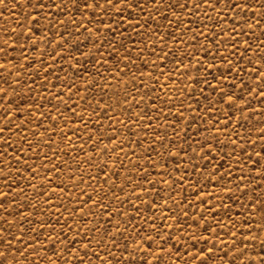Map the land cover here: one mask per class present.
Masks as SVG:
<instances>
[{
  "label": "rangeland",
  "instance_id": "1",
  "mask_svg": "<svg viewBox=\"0 0 264 264\" xmlns=\"http://www.w3.org/2000/svg\"><path fill=\"white\" fill-rule=\"evenodd\" d=\"M141 6L144 8V12L139 14V20L135 19L139 13V9L135 7L132 9L131 16L129 12L123 8L120 9L122 15L116 16L112 15L111 17L108 14L98 13L95 17H92L91 13L81 16L79 13H74L69 6V10L59 19L67 25V32L65 28L59 24L49 25L47 19L42 20L43 25H49L50 30L56 33L55 39L47 31L43 29L40 32H37L35 27H33L32 40L38 42V51L27 50L24 55L27 56V59H23L20 56L18 48L13 45L14 36H7L3 31H0V41L8 40L9 48L7 55V63L5 64V57L0 53V65H4L5 70L0 72V76H7L8 72L12 73L13 79H18L19 84L13 83L9 88L8 95L13 96V92L19 93L21 98L26 97L29 102L35 98V104L31 105L30 103L22 104L23 113L18 114V111L15 108V105H11L13 111L10 114V119H14L16 125L20 126L21 131L17 133L15 129L12 130L11 141L13 147L22 143L19 139L20 136L25 134H30L32 132L42 131L43 128L50 125V121L44 120L41 124V128L37 129L36 125L41 123L39 112L36 111V107H39L40 112L50 114L52 120L56 122V127L60 131L67 132V128L64 124V121L58 116V112L67 118L69 125L72 127L83 128V125L80 124L78 120L71 117V111L74 110L77 116H83L85 121H88V118L91 117L89 122L88 133L92 134V140L96 141L99 133L96 132L94 125L98 123L102 125L101 131L106 134H111L108 131L109 124H113L117 135L122 137H128L129 133L125 129L124 125L128 124V127L131 128L133 124L138 125L134 130L136 136H131L130 139L135 141L138 137H141V143L145 146V149L149 146V141L154 133H158L156 143L153 145L156 151L160 153L159 156H154L151 153L142 150L137 147L135 143L131 144L132 148L136 149L135 153L130 151L128 146H123L121 149H118L117 152H112V158L108 159L107 156L102 154V149L107 147L109 150L118 143V141L113 140L111 143L108 139H102L96 151L93 152V144L91 141L85 142L83 144L84 153L77 155L76 152L69 151V156L74 157L75 159L81 160V169L84 174L85 183L81 185L83 190L82 194L80 191H77L73 188L72 183H67L68 181V171L64 168H61L62 173L61 178L64 179L67 183V187L61 195L60 190L55 188L57 183L56 180L53 181L51 187H47V180H45L44 169L40 168L39 165L45 164L43 157L41 159L28 160V163L36 170L37 176L34 180H31L30 173L25 170L20 165H14V159L10 160L5 157V161L8 164L7 168L0 166V172L9 173V180L14 181L15 185L12 189L13 194L19 193L20 189H23V195H17V201L21 204L27 202L36 208H40L43 204L44 199L51 196L52 199L49 201L50 204H54V208L49 209L47 205H44L43 210L45 213H50L51 215H37L33 214V219L47 220L52 225L53 228L59 231L61 225L64 224L65 219L68 220V224L71 225L73 230L77 229V224L81 226L87 225L91 227L92 223H95V219L89 220L88 217H85L84 220L80 218V212L77 210L74 213V218L69 217V213L73 212L74 207H76L79 201H84L88 194H93V200L96 199L97 194H100V187H97L96 180L101 181V185L104 188L105 192L108 191L109 185L103 184V180L106 178L105 173H110L113 170L120 173V179L116 180V177H112L113 189L116 192V195L119 197L118 200L111 199V193H108L109 199L105 203L115 205V207L120 208L121 202L130 200L134 203L135 207L141 209V217L135 219L136 213L133 210V207L129 206L128 202L123 203V207L120 208L121 212L124 213V216L113 215L112 222L115 224L117 221L120 222V231L125 229H131L136 227V225H144V217H151L152 212L155 211L157 217L161 215L160 211L155 209L149 210L147 208V201L152 200L156 197V193L159 192V197H156V202L159 207L163 206L164 200L168 199V204L171 207L176 208L177 215L179 214V208L172 203L174 198L179 202L180 207H185L189 212V215L199 217L200 211L208 209L204 213L205 219L209 222H212L214 217L209 213L219 212V215L215 217L221 224H225L228 220V217L224 216L225 209L220 207V203L223 202L230 206L229 216L231 217L232 223L236 224V228L232 229L236 235L237 248L246 246L248 248L247 256L255 257V252L252 250L253 247L258 251L260 241H264V230L253 229L251 236L256 237L254 244L249 243V233L248 228L252 224H256L258 227L264 223V217L260 214L261 202H264V175L259 172V165L257 169L253 170L251 165L255 162L256 157L253 156L252 160L248 162L247 165H241L237 168V174H239L241 168L245 173V185H241V188L244 189L243 192H237L233 190V195L235 199V204L228 199L227 196L221 195L224 191L216 184L215 180L208 183L200 195L203 196L206 200V203L201 204L199 199L192 195L193 191H199V186L193 183L192 177V166L196 165V171L199 172L207 164V158L205 160H193L192 163H189V150L188 154L179 157L181 163H177V160L171 159L173 155L183 147L187 149L189 144L192 145V148L196 150V155L199 156L202 154L201 150L197 147V144L202 141L203 138L211 137L217 135L216 130L208 127V125L215 122L218 118L220 123L216 125V129H219L218 139L221 144H223L229 138L235 139L234 136H231V127L228 129L221 128V125L224 123V117L222 115H212L204 113V108L208 107V100L204 96H209V89L203 87V85H194L185 80L182 73L185 71V67L189 64V59L186 54L189 52H194V49L187 43L190 39V33L185 35L184 28L187 27L193 20L196 19L195 16H189L187 11L181 12L179 9L175 8L174 5L177 0H163L162 3L158 5L160 11L157 14L154 11L153 7L149 6L145 0H138ZM180 3H184L185 0H179ZM171 4L172 7H165V4ZM119 8V6H117ZM188 8L191 9V2L188 0ZM31 11L27 8L24 3V0H4L3 4H0V29L6 30H15L17 33L25 31L27 35L26 27L28 22L25 21V15ZM53 13L56 12V9H52ZM35 15V13H33ZM210 15L215 16L216 13H210ZM223 15V13H221ZM233 13H229V18L227 20L228 24H231V16ZM52 19H55L53 16ZM89 19H92V23H89ZM101 20L103 23H101ZM69 21H74V23H69ZM121 21H128L121 23ZM179 21V25L177 24ZM17 22L21 23V27H17ZM129 22L133 25H136L135 28L129 26ZM111 24L112 31H109L108 25ZM193 28L195 24L192 25ZM85 28L88 31H85ZM96 28L100 29V33L96 34ZM219 31V29H217ZM59 33H64V40H67L68 43L63 44L61 47L58 41H61V36ZM44 36L45 39L39 40L38 38ZM99 35V39H97ZM228 33L225 32L222 39L227 40ZM24 37H21L23 40ZM237 39L241 41V51L243 50V41L248 40L249 43H259L261 40H264V37L260 36V30L256 29L254 32H251L249 35L238 36ZM93 41H96V46H93ZM103 44V47L100 48L99 52L97 48ZM123 44V47H121ZM205 41H197V45H204ZM79 45L84 53L87 55L82 56L79 52H76V46ZM210 46V45H209ZM195 56L199 58L202 56V53L196 51ZM65 56V60L61 61L60 56ZM100 56H103V64L99 62ZM181 56H185L183 59V66L180 67L179 71H169L172 68L173 60H179ZM205 59H207L205 57ZM79 61V63H77ZM193 65L195 60H192ZM87 68V71H83ZM246 71L250 72V67L245 65ZM74 69L78 70L74 72ZM160 70L164 71V75H160ZM216 71V69H212ZM97 72L99 75H97ZM196 75V73H192ZM244 75V73H241ZM169 76L172 78L169 79ZM211 79V77H208ZM245 80H249V76H245ZM183 82V83H182ZM216 82L213 81V84ZM237 83H239L237 81ZM251 83V81H250ZM71 85V87H69ZM258 78L257 83L252 84V96L245 97V100L248 101L247 110L244 112V115L248 117V121L245 122L241 119V123L245 125V128L250 127L252 129L250 139L256 141L255 151L259 153L260 143L264 142L258 138L259 130L264 127L260 123L261 120H264V100H261L257 96L258 91ZM103 88V92H102ZM184 88L187 92H192L193 89H196L195 95L192 99H187L185 95L180 94L178 89ZM170 90V91H169ZM200 90H203L204 96H200ZM130 93L128 97V103H125V94ZM139 93V95L137 94ZM101 95H103V102L101 107L105 104H111L112 108L107 112V117L101 115L99 110L95 114L93 111L88 108V103L92 102L93 107L95 106V101H99ZM156 96H159L160 99L155 101ZM218 93H211V99L216 100ZM135 100L139 104V107H136L133 104L131 108L130 115H140V121L133 120L129 122L127 116L123 113H128V104L132 103ZM183 102L185 105L184 109H181L185 117L184 120L179 121L177 124L176 131L179 136L177 145L171 149L168 153V156H165L164 149L161 147L160 138L167 133L168 140H176L177 137L172 136V128L168 125L177 123L172 119L169 113L173 115L176 114L177 107H179L180 102ZM146 105H151L152 107H158L160 109V119H156L157 112L149 111ZM175 105V106H173ZM188 105H191L192 108H195L196 113H190L187 111ZM208 112L213 113L215 109L208 107ZM147 113V115H143ZM196 116L197 119L194 122L192 121L193 116ZM202 116L201 120L199 117ZM28 119H32L33 123L28 125V128L25 129L24 125ZM75 120V123L73 121ZM166 120V122H165ZM118 121L119 123H114ZM142 122V123H141ZM4 121L0 119V127L3 126ZM205 128H208L205 132ZM143 129V130H142ZM81 131V136L86 140L87 134ZM224 133H228L225 135ZM5 136L8 135L6 132ZM50 135V132L45 133V139ZM72 137V142L76 144L75 137L72 136V133H68ZM247 135V133H245ZM147 137V139H144ZM29 139H32V136L29 135ZM57 142V146L61 149H65L68 141H61L59 136H54L52 138ZM195 140L197 143H193ZM167 143V141H165ZM6 145L0 144V151L5 150ZM27 148V145H25ZM79 149V145L77 144ZM9 157H15L17 154L13 151V148H6ZM231 151V148L227 149ZM252 148L248 149V154L252 153ZM33 153H49L47 147L42 149L36 148L35 146L32 149V152L27 153L28 156H31ZM86 153V155H85ZM119 153V160L116 159L117 154ZM61 157H63L68 164L72 165L75 168V163L73 159H69V156H64L63 151H61ZM220 160H214V164L219 166L224 158L223 153L220 154ZM239 156V150L236 153ZM264 156V154H261ZM91 156L92 165L89 166L87 163H83L84 160H87ZM215 156V153H213ZM243 159V157H241ZM105 160H107L108 167L105 168L104 173H99V166L103 165ZM123 161V167H121L120 162ZM131 162V163H130ZM149 162L156 163V169L148 168ZM53 163H58V160H54ZM142 164L145 168H148V179L152 180L155 183V188L147 182L140 181V177L143 176V173L138 167H133V164ZM264 163V160H262ZM233 166H235V157L232 161ZM51 167V165H46ZM228 165L225 164V168ZM174 168H180V172L173 171ZM209 170H211L212 165H208ZM223 171V170H222ZM19 173V174H17ZM170 173L171 178L168 174ZM208 173L205 172V175ZM49 177H54L55 173H49ZM88 175L93 177L92 181L88 180ZM183 175L186 178V183L183 185H173L171 183L172 179L179 180V177ZM126 176L132 178V183L125 179ZM31 180V183L35 185V188L26 187V185ZM79 180V175H77V181ZM137 182H143L144 187L148 189L151 195H145L140 189H136V195L142 197L141 201L135 200V195H133V186ZM223 183H227L225 180ZM4 181L2 176H0V189H3ZM41 184L46 186V192L44 197H38L37 192L41 190ZM91 184V187H89ZM189 184H192V187L189 188ZM124 187V193L119 191V188ZM228 187L231 188L232 185L228 184ZM95 188V193L93 189ZM53 190L55 194L53 195ZM215 193L217 199H209ZM127 194V195H125ZM71 196L72 199L68 200L66 197ZM79 197V201L76 200V197ZM184 197H187V203L195 205V207L188 208ZM27 198V201H25ZM63 203L68 211L64 210V207H60V204ZM215 205V207H213ZM92 202L89 201L86 204L85 210L91 208ZM16 205H11L8 208V211L15 209ZM56 209L60 212V217L55 215ZM23 211V209H22ZM94 212H100L99 208L93 210ZM2 214V213H0ZM164 215L168 216L169 219L165 221L167 224L173 223L171 219V213L164 210ZM104 215L101 214L96 219L100 220V228L103 230L105 225ZM13 217L9 216V220H12ZM59 219V224L56 223V220ZM127 219L129 221H134L131 225L125 224L123 221ZM247 221V224L244 223ZM189 223L191 221L189 220ZM38 227L37 225H33ZM215 227V225H213ZM159 227V224H157ZM241 229H243V235L241 234ZM86 231V228H82ZM202 236H207V233L202 232V230L195 229ZM44 231H51L47 227ZM113 233L117 232L116 228H112ZM219 233L220 240H223L229 244V248L225 251L229 252V255L225 257V260H231L235 254L231 251V235L227 233V229L224 232H220V229H216ZM168 232H174V229H168L167 232H162L161 234L166 236ZM43 234V233H42ZM128 233L125 232V235ZM35 235V233H33ZM69 239L76 238L79 240V236H76L75 231H67ZM117 239L121 246H123L124 240L117 235ZM243 239L244 245H240V240ZM191 243V241H189ZM212 243H216L215 240L209 241V246ZM203 242H199L197 247H203ZM76 245H69V248L74 250ZM58 249H61L60 245H57ZM62 250V249H61ZM110 252L114 253L116 256L120 255V252L117 249H109ZM218 251V249H217ZM103 256V252H101ZM219 255L223 256V252H220ZM53 264H60L55 257H51ZM65 259L71 264L72 256L65 255ZM166 261H170V264H183V261H177L173 257H165ZM21 264H28L27 261L21 260ZM47 264V262H45ZM217 264H220L217 261ZM237 264H247V261L244 257H237Z\"/></svg>",
  "mask_w": 264,
  "mask_h": 264
},
{
  "label": "snow or ice",
  "instance_id": "2",
  "mask_svg": "<svg viewBox=\"0 0 264 264\" xmlns=\"http://www.w3.org/2000/svg\"><path fill=\"white\" fill-rule=\"evenodd\" d=\"M149 6L153 7L154 11L159 14L158 5L163 2V0H145ZM191 9L188 8V0H185L184 3H180L179 0L175 3L174 7L179 9L181 12L187 11L189 16H195L196 19L193 20L187 27L184 28V34H191L190 39L187 42L193 49L194 52H189L186 54L189 59V64L185 67V71L182 73L185 80L194 85H203L209 89V96H204L203 90H200V96H204L208 100V107L215 109V112L209 113L208 107L204 108V113L209 116L212 115H222L224 117V123L221 125V128L228 129L231 127V136H234L235 139L229 138L223 144L219 142L218 135L220 130L216 129V125L220 123L217 118L214 123L208 125V127L216 130L217 135L211 137L203 138L200 143L197 144V147L201 150L202 154L197 156L196 150L192 148V145L189 144L186 148H179V150L171 157V159L177 160V163H181L182 160L178 159L185 154H189V163L191 164L193 160L203 161L207 158V164L201 169V171H196V165L192 166V177L193 183L199 186V191H193L192 195L196 196L199 199L201 204L206 203V200L203 196L200 195V192L204 190L208 183L215 180L216 184L219 185L224 191L221 195H225L229 200L235 204V199L233 195V190L237 192H243L244 189L241 188V185H245V173L243 168H241L239 174H237V168L241 165H247L249 161L252 160V157L255 156L256 160L252 163L251 167L253 170L257 169L259 165V172L264 175V142L260 143V151L257 153L255 151L256 141L250 139L252 129L250 127L245 128V125L241 123V119L245 122L248 121V117L244 115V112L247 110L248 101L245 100V97L252 96V84L257 83L258 78V91L257 96L264 100V40H261L259 43H249L248 40L243 41V50L241 51V41L237 39L238 36L249 35L251 32H254L256 29L260 30V36L264 37V0H190ZM4 0H0V4H3ZM25 5L29 11L24 19L28 22L26 27L27 35L25 31L17 33L13 30L0 29L7 36H14L13 45L18 48L21 58L27 59V56L24 53L27 50L38 51V42L32 40L33 27H35L37 32H40L42 29L47 31L49 35L55 39L56 33L50 30L49 25L59 24L65 28L67 32V25L59 19L60 16H63L68 10L69 6L74 13H79L81 16H85L88 13H91L92 17H95L98 13L108 14L110 17L114 14L116 16L122 15L120 11L121 8L129 12L131 16L132 9L135 7L139 9V13L135 18L139 20V14L144 12V8L138 2V0H24ZM119 6V8L117 7ZM173 5L166 3L165 7H172ZM52 9H56V12L53 13ZM35 13V15H33ZM210 13H216L215 16L210 15ZM223 13V15H221ZM229 13H233L231 16V24L227 23L229 18ZM55 19H52V17ZM47 19L49 25H43L42 20ZM128 21H121V23ZM69 23H74V21H69ZM89 23H92V19H89ZM101 23L103 21L101 20ZM179 21L177 24L179 25ZM193 24L195 27L193 28ZM129 26L135 28L136 25H133L129 22ZM17 27H21V23L17 22ZM109 31H112L111 24L108 25ZM219 29V31H217ZM85 31H88L85 28ZM96 34L100 33V29L96 28ZM228 33L227 40L222 39L224 33ZM61 36L60 43L61 47L63 44L68 43L67 40H64V33H59ZM21 37H24L21 40ZM97 35V39H99ZM39 40L45 39L42 35L38 38ZM205 41L204 45H197V41ZM210 45V46H209ZM93 46H96V41H93ZM103 47L101 44L97 51L99 52L100 48ZM123 47V44H121ZM9 43L8 40L0 41V53L5 57V64L7 63ZM76 52H79L82 56L87 55L82 51L79 45L76 46ZM199 51L202 53V56L197 58L195 52ZM205 57L207 59H205ZM185 56H181L179 60H173L172 68L169 71H179L180 67L183 66V59ZM195 60L193 65L192 60ZM60 60L64 61L65 56L61 55ZM104 58L100 56L99 62L103 64ZM79 63V61H77ZM245 65L250 67V72L246 71ZM212 69H216L213 71ZM4 65H0V72L4 71ZM78 70L74 69V72ZM83 71H87L85 68ZM196 73L193 75L192 73ZM244 73V75H241ZM97 75L99 73L97 72ZM160 75H164V71L160 70ZM245 76H249V80H245ZM211 77V79H208ZM172 77L169 76V79ZM213 81L216 83L213 84ZM237 81L239 83H237ZM251 81V83H250ZM19 84L18 79L12 78V73L9 71L7 76H0V119L4 121L3 126L0 127V144L6 145V148H13V151L17 154L14 158L9 157V154L5 150L0 151V166L7 168L8 164L5 161V157L12 160L14 159V165H20L25 170L30 173L31 180H34L37 176L36 170L28 163V160L43 159L45 164L39 165L40 168L44 169L45 180H47V187H51L53 181L56 180L55 185L56 189L60 190L61 195L67 187V183H72L73 188L77 191H80L81 194L83 190L81 185L85 183L84 174L81 169V160L75 159L74 157L69 156V151L76 152L77 155L84 153L83 144L85 142L91 141L93 144V152L96 151V148L99 142L102 139H108L111 143L113 140L118 141L111 150L107 147L102 149V154L107 156L108 159L112 158V152H117L118 149H121L123 146H128L132 153L136 152L135 148L131 147L132 143H135L137 147L141 148L144 151L151 153L154 156H159L160 153L155 150L153 145L156 143L158 133H154L149 141V146L145 149V146L141 143V137H138L135 141L130 139L131 136H136L135 128L138 126L133 124L131 128L128 127V124H125L124 127L127 129L129 136L122 137L117 135L113 124H109L108 131L109 134L103 133L101 131L102 125L99 123L94 125L96 132L99 133L97 140H92V134L88 133L89 122L91 117L88 118V121H85L83 116H77L74 110L71 111V117L78 120L80 124L83 125V128L72 127L69 125L67 118L63 117L59 112L57 113L60 116V119L64 121V124L67 128V132L60 131L56 127V122L52 120L50 114L40 112L39 107H36V111L39 112L41 123L36 125L37 129L41 128V124L44 120L50 121L48 127L43 128L42 131L32 132L30 134H25L19 137L22 141L19 145L13 147L11 141L12 130L15 129L17 133L21 131L20 126L16 125L14 119H10V114L13 109L11 105H15L18 114L23 113L22 104L30 103L31 105L35 104V98L31 102L28 101L26 97L21 98L19 93L13 92V96H9V88L11 85ZM183 83V82H182ZM71 87V85L69 86ZM170 91V90H169ZM180 94L185 95L187 99H192L195 95L196 89H193L192 92H187L184 88L178 89ZM103 92V88H102ZM211 93H218L216 100L211 99ZM139 95V93H137ZM130 93L125 94V103H128V97ZM103 95H101L99 101H95V106L93 103H88V108L93 111V114L99 110L100 114L107 117V112L112 108L111 104H105L101 107L103 102ZM160 97L156 96L153 104L156 100H159ZM135 104L136 107H139V104L132 101L128 104V113H123L127 116L129 122L133 120L140 121V115H130L131 108ZM175 106V105H173ZM264 108V104L261 105ZM149 111H156V119H160L161 113L158 107H152L151 105H146ZM185 105L181 101L179 107H177L176 114L173 115L169 113L174 121L177 123L169 124L168 126L172 128V136L177 137L176 140H168L167 133L160 138L161 147L164 149L165 156H168V153L173 147L177 145V141L180 139L176 131L177 124L179 121L185 119L181 109H184ZM187 111L190 113H196V109L192 108L191 105H188ZM147 115V113H143ZM201 120L202 116L199 117ZM197 117L194 115L191 122H194ZM75 120L73 123H75ZM166 122V120H165ZM33 123L32 119H28L25 122L24 128L27 129L28 125ZM114 123H119L118 121ZM142 123V122H141ZM260 123L264 125V120H261ZM143 130V129H142ZM208 128H205L207 132ZM81 131L88 133L86 140L81 136ZM8 133L5 136V133ZM50 132V135L45 139V133ZM72 133V136L75 137L76 144L72 142V137L68 135ZM247 133V135H245ZM228 135V133H224ZM29 135L32 136V139H29ZM54 136H59L61 141H68L65 149H61L57 146V142L52 138ZM258 138L264 141V127H262L258 132ZM147 139V137H144ZM167 141V143H165ZM193 143H197L193 140ZM79 145V149L77 148ZM27 145V148H25ZM42 149L47 147L49 153H33L31 156H28L27 153L32 152L33 147ZM231 148V151L227 149ZM252 148V153L248 154V149ZM237 150H239V156L236 155ZM61 151H63L64 156H69V159H73L75 163V168L72 165L68 164L67 161L61 157ZM215 153V156H213ZM221 153H223V162L216 166L214 160H220ZM86 155V153H85ZM235 157V166H233L232 161ZM243 157V159H241ZM92 157L89 156L87 160H84L83 163L92 165ZM119 160V153L116 157ZM54 160H58V163H53ZM131 163V162H130ZM121 167H123V161L120 162ZM225 164L228 165L225 168ZM46 165H51L47 167ZM208 165H212L211 170H209ZM108 167L107 160L104 164L99 166V173H104L105 168ZM133 167H138L143 173V176L140 177V181L147 182L155 188V183L152 180L148 179V168L156 169L157 165L154 162H149L148 168H145L142 164H133ZM61 168H64L68 171V181L61 178L62 173ZM223 170V171H222ZM173 171L180 172V168H174ZM205 172L208 174L205 175ZM49 173H55L54 177H49ZM19 174V173H17ZM170 176V173H166ZM9 173L0 172V176L4 181L3 189H0V264H21V260H25L28 264H53L51 257H55L60 264H69V261L65 259V255H71L72 261L71 264H170V261H166L165 257H173L177 261H183V264H217V261L220 264H237V257H244L247 261V264H264V241H260L259 250L257 251L253 247L255 252V257L247 256L248 248L242 246L237 248V241L235 232L232 229L236 228V224L232 223L231 217L229 216L230 206L221 202L220 207L225 209L224 216L228 217V220L225 224H221L218 220L215 219L219 212L209 213L214 217L212 222H209L205 219L204 213L208 209L200 211L199 217L189 215V212L185 207H180L178 201L174 198L172 203L178 207L179 214L177 215L176 208L169 206L168 199L164 200L163 206L159 207L156 202V197H159V192L156 193V197L152 200L147 201V208L149 210H157L161 212L159 217L156 216L155 211L152 212L151 217H144V225H136V227L125 229L120 231V222L117 221L115 224L112 222L113 215L124 216V213L121 212L120 208L123 207L124 202H128L130 207H133V210L136 213L135 219L141 217V209L135 207L134 203L130 200L121 202L120 208L115 207L105 203L109 199L108 193H111L112 200H118L119 197L116 195V192L113 189L112 177H116V180L120 179V173L113 170L110 173H105V179L103 184H108V191L105 192L104 188L101 185L100 180H96L97 187H100V194H97L96 199L93 200V194H88L87 198L84 201H79V197H76V200L79 201L78 205L74 207L73 212L69 213L70 218H74V213L79 210L81 220H84L85 217H88L89 220L95 219V223H92L91 227L87 225L81 226L77 224V229L73 230L71 225L68 224V220L65 219L63 225H61L59 231L53 228V225L47 220L33 219V214L37 215H51L50 213H45L43 210L44 205H47L49 209L54 208V204H50L49 201L52 199L51 196L44 199L43 204L40 208L31 205L30 203H23L17 201V195H23V189H20L19 193L13 194L12 189L15 185L14 181L9 180ZM77 175H79V180L77 181ZM125 179L132 183V178L126 176ZM26 185L29 188H35V185L31 183ZM88 180L92 181L93 177L88 175ZM227 180V183H223ZM171 183L173 185H183L186 183L185 176L181 175L179 180L172 179ZM228 184H231L232 187L229 188ZM189 188L192 187V184L188 185ZM91 187V184H89ZM247 185H245V188ZM136 189H140L145 195H151V193L144 187L143 182H137L133 186V195H135L136 201H141L142 197L136 195ZM121 193H124V187L119 188ZM46 192V186L41 184V190L37 192L38 197H44ZM95 193V188L93 189ZM55 190H53V195ZM127 195V194H125ZM68 200H71L72 197L69 195L66 197ZM187 204L188 208L195 207L190 203H187V197L183 198ZM209 199H217V195L213 193ZM27 201V198H25ZM92 202L91 208L85 210V205ZM15 204L16 207L12 211H8V208L11 205ZM60 207H64L65 211H68V208L61 203ZM215 207V205H213ZM99 208L100 212H94L93 210ZM23 209V211H22ZM171 213V219L173 223L167 224L165 221L169 219L168 216L164 215V210ZM101 214L104 215L103 223L107 225L101 230L100 220L96 219ZM260 214L264 217V202H261ZM55 215L60 217V212L58 209L55 211ZM9 216L13 217L12 220H9ZM189 220L191 223H189ZM125 224L131 225L134 221H129L124 219ZM56 223L59 224V219L56 220ZM247 224V221H244ZM159 224V227H157ZM37 225L38 227H34ZM215 225V227L213 226ZM51 229V231H44L45 228ZM82 228H86L82 230ZM112 228H116L117 232L113 233ZM195 229L202 230V232L207 233V236L200 235L199 232ZM264 230V223L259 227L254 223L251 227L248 228L249 233V243L254 244L256 241L255 236H251L253 229ZM168 229H174V232H168L166 236L162 235V232H167ZM216 229H220V232H224L227 229V233L231 235V251L235 254L232 259L225 260V257L229 255L228 251L225 249L229 248V244L223 240H220L219 233ZM67 231H75L76 236H79V240L76 238L69 239ZM125 232L128 234L125 235ZM35 233V235H33ZM43 233V234H42ZM241 234L243 235V229H241ZM117 235L124 240L123 246L119 243ZM215 240L216 243H212L209 246V241ZM191 241V243H189ZM203 242V247H197L199 242ZM57 245L61 246V249L57 248ZM69 245H76L77 247L72 250L69 248ZM240 245H244L243 239L240 240ZM117 249L120 252L119 256H116L114 253L110 252L109 249ZM218 249V251H217ZM103 252V256L101 255ZM220 252H223V256L219 255Z\"/></svg>",
  "mask_w": 264,
  "mask_h": 264
}]
</instances>
